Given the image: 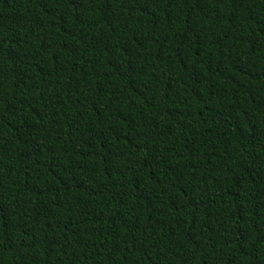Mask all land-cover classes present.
I'll list each match as a JSON object with an SVG mask.
<instances>
[{
    "label": "trees",
    "instance_id": "obj_1",
    "mask_svg": "<svg viewBox=\"0 0 264 264\" xmlns=\"http://www.w3.org/2000/svg\"><path fill=\"white\" fill-rule=\"evenodd\" d=\"M0 264H264V0H0Z\"/></svg>",
    "mask_w": 264,
    "mask_h": 264
}]
</instances>
